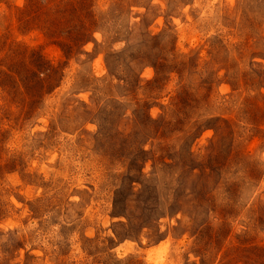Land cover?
Returning <instances> with one entry per match:
<instances>
[{"label": "rangeland", "instance_id": "1", "mask_svg": "<svg viewBox=\"0 0 264 264\" xmlns=\"http://www.w3.org/2000/svg\"><path fill=\"white\" fill-rule=\"evenodd\" d=\"M26 3L0 40L64 76L20 120L0 89V264H264V0H93L69 59Z\"/></svg>", "mask_w": 264, "mask_h": 264}, {"label": "trees", "instance_id": "2", "mask_svg": "<svg viewBox=\"0 0 264 264\" xmlns=\"http://www.w3.org/2000/svg\"><path fill=\"white\" fill-rule=\"evenodd\" d=\"M17 10L22 30L39 28L68 59L94 40L102 21V15L94 12L93 0H27ZM152 65L157 74L153 84H159L170 65L165 59ZM63 71L64 64L51 63L38 50L0 40V89L11 104L16 102L21 107L18 120L32 115L34 104L60 86ZM180 100H186L185 93Z\"/></svg>", "mask_w": 264, "mask_h": 264}]
</instances>
